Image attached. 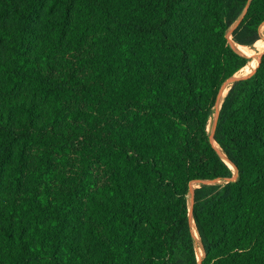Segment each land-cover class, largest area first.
Instances as JSON below:
<instances>
[{"label": "trees", "instance_id": "1", "mask_svg": "<svg viewBox=\"0 0 264 264\" xmlns=\"http://www.w3.org/2000/svg\"><path fill=\"white\" fill-rule=\"evenodd\" d=\"M237 20L258 42L264 0H0V264H197L190 185L233 176L208 120L259 53ZM257 64L214 129L235 181L194 189L200 264H264Z\"/></svg>", "mask_w": 264, "mask_h": 264}, {"label": "rangeland", "instance_id": "2", "mask_svg": "<svg viewBox=\"0 0 264 264\" xmlns=\"http://www.w3.org/2000/svg\"><path fill=\"white\" fill-rule=\"evenodd\" d=\"M238 21L239 20H237L228 30V40H229L231 45H232L233 42L231 40V35L230 34H231L232 29L236 26V24H238ZM261 35H262V38L258 42H256L252 46H245V49H248V50H259V53L253 59H251V57L250 58L248 57L250 59V62H249V64L246 67H250L258 59V57H260V56H262L264 54V26L261 27ZM244 76H247V75H243V74L239 73V74H237V76L235 78H241V77H244ZM217 109L218 108H216V109L214 108L212 110V114H211V116H210V118L208 120V125H207L208 128H206V131H207L208 135H210L212 133V131H213V129H212V131H210V128H211V125L214 122V118H215L214 117V111L216 112ZM232 177H236V172L233 171V176ZM225 183H226V181L216 180L213 184L223 185ZM199 185H200V183H193V184L190 185V189L193 190V189L197 188ZM187 204H188V208H189V206H190V195H189V193L187 194ZM192 234H193L194 242H195V250L197 251L199 249V245L200 244H198L199 241L197 242V239H196L193 231H192ZM196 257H197V255H196ZM202 258H203V255H202ZM202 258H201V260H202Z\"/></svg>", "mask_w": 264, "mask_h": 264}, {"label": "water", "instance_id": "3", "mask_svg": "<svg viewBox=\"0 0 264 264\" xmlns=\"http://www.w3.org/2000/svg\"><path fill=\"white\" fill-rule=\"evenodd\" d=\"M239 22V21H238ZM247 57V56H246ZM248 58V57H247ZM260 58H261V56L260 57H258V64H257V66L259 65V62H260ZM255 71V70H254ZM253 71V72H254ZM253 72L251 73V74H249V75H247V76H244V77H241V78H235L234 77V75L232 76V77H230V78H228L223 84H222V86H221V88H220V90H219V93H218V95H217V97H216V101H215V105H214V107H213V109L215 108H218V112L216 113V115H215V118H214V124H213V131H212V133L210 134V135H208V137H209V141L211 142V144L214 146V138H213V135H214V129H215V125H216V121H217V118H218V113H219V110H220V107H221V104H222V102H223V97H222V94H223V92H224V90L226 89V87L227 86H229V85H232L233 83H235V82H237V81H239V80H242V79H245V78H248L249 76H251L252 74H253ZM215 148V147H214ZM216 149V148H215ZM216 151H217V153H218V155L222 158V156H221V152L219 151V150H217L216 149ZM224 157V156H223ZM225 158V157H224ZM223 159V158H222ZM226 159V158H225ZM226 161H228L227 159H226ZM233 168H234V166H233ZM234 170H235V172L237 171L236 170V168H234ZM236 177H237V174H236ZM236 177H231V178H229V179H226L225 181H226V183H228V182H232V181H235V179H236ZM215 182V180H213V181H209V180H203V181H196L195 183H200V184H206V185H210V184H213ZM188 193H189V195H190V206H189V208H188V215H189V218L190 219H192V206H193V203H194V189L192 190V189H190L189 188V191H188ZM200 262H201V260L199 261V260H197V264H200Z\"/></svg>", "mask_w": 264, "mask_h": 264}, {"label": "bare ground", "instance_id": "4", "mask_svg": "<svg viewBox=\"0 0 264 264\" xmlns=\"http://www.w3.org/2000/svg\"><path fill=\"white\" fill-rule=\"evenodd\" d=\"M232 44H233L234 46H236L237 48L245 49V46L238 45V44H236V43H232ZM255 62H256V61H255ZM255 62H254V63H255ZM254 63H253V64H254ZM253 64H252V65H253ZM252 65H251V66H252ZM251 66H250V67H251ZM250 67H243L241 70H239L237 73L234 74V77H236L237 74H239V73L242 74L243 72L247 71ZM230 86H231V85H229V86L224 90V92H223V94H222V97H223V98L226 96V93H227V91L229 90ZM217 110H218V109H217ZM217 112H218V111H217ZM215 115H216V113H214V117H215ZM207 128H208V127H207ZM214 147L217 148L218 150H220L219 147H218L215 143H214ZM220 151H221V150H220ZM221 156H222L223 160L227 163V165L232 169V171L235 172L233 166H232L228 161H226V159L223 157L222 154H221ZM191 230L194 232V235H195V237H196V239H197V242H198V241H199L198 234H197V231H196V229H195V226H194V223H193L192 219H191ZM194 243H195V242H194ZM198 244H200V242H198ZM196 255H197V259H198V260H201L202 255H203L201 245H199V249L196 251Z\"/></svg>", "mask_w": 264, "mask_h": 264}]
</instances>
